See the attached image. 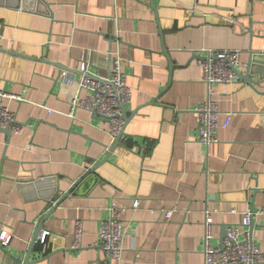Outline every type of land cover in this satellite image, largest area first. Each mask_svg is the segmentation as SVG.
<instances>
[{"label":"crops","instance_id":"1","mask_svg":"<svg viewBox=\"0 0 264 264\" xmlns=\"http://www.w3.org/2000/svg\"><path fill=\"white\" fill-rule=\"evenodd\" d=\"M226 49L240 51L237 70L253 81L216 88L218 141L206 146L197 61ZM109 51L131 89L112 151L105 120L68 115L80 64L107 76ZM0 90L23 126L0 131V234L10 235L0 264H201L206 211L217 246L224 227L264 207V0H0ZM79 180L39 226L49 198ZM111 201L126 208L118 261L98 236ZM245 229L264 254V214Z\"/></svg>","mask_w":264,"mask_h":264},{"label":"built area","instance_id":"2","mask_svg":"<svg viewBox=\"0 0 264 264\" xmlns=\"http://www.w3.org/2000/svg\"><path fill=\"white\" fill-rule=\"evenodd\" d=\"M109 73L107 76H99L88 70L86 63H81L78 70L80 77L74 93L68 98L70 106L68 115L71 117L77 109H85L92 116L106 121L107 132L113 144L124 130V119L121 115L120 103L128 104L131 98V89L126 82V74L123 71V60L116 51H109ZM240 62L238 49L207 51L206 55L198 59L197 63L202 69V81L206 85V97L197 107L195 112L198 117L199 141L208 146L218 141L219 108L217 87L231 84L238 80L234 68ZM64 72L63 76H67ZM82 92H85L82 94ZM5 97H13L0 90V128H7L11 133L19 134L23 126L18 122L13 111L3 104ZM228 123V117L225 125ZM51 204H55L52 201ZM137 206L134 201L132 207ZM108 214L101 222L99 231L100 247L105 256L112 261L121 259L122 254V215L126 208L118 206L111 201L107 207ZM235 213L236 209H231ZM173 209L165 211V217L169 219ZM264 214V207L256 210L244 211L238 226L226 227V236L217 246L210 244L212 236L213 219L211 214L205 212L204 220V244L203 260L201 264H264V254L253 242L250 232L245 229L251 225L253 215ZM49 232L42 231L36 234L33 241L43 243ZM83 224L82 220L74 222L73 241L71 248H80L82 245ZM10 241V235L5 231L0 234V245L6 246Z\"/></svg>","mask_w":264,"mask_h":264},{"label":"water","instance_id":"3","mask_svg":"<svg viewBox=\"0 0 264 264\" xmlns=\"http://www.w3.org/2000/svg\"><path fill=\"white\" fill-rule=\"evenodd\" d=\"M21 1V0H20ZM253 59V58H252ZM234 71H235V73L237 74V77L239 78V79H242V80H244V81H246V82H248V83H251L252 84V79L249 77V75H248V73H249V70H248V73H246L245 75H242L238 70H237V68H234ZM127 104L126 103H120V108H121V115H122V118L124 119V123H126V121L128 120V117H127V115H126V113H125V110H124V107L126 106ZM137 110H132V111H130V113L131 114H134L135 112H136ZM0 131H4V132H6L8 135L11 133L7 128H4V129H1L0 128ZM123 135V132L118 136V138L116 139V141L111 145V147H110V151H112V149L117 145V143L119 142V140H120V138H121V136ZM96 168V167H95ZM94 170L92 169V170H89V171H87V173L85 174V176H87V175H89V174H91L92 172H93ZM83 179V178H82ZM81 179V180H82ZM81 180H79V181H76L75 182V184L71 187V189L69 190V191H67L64 195H63V197H61L60 198V196H59V194L58 195H55V197H53V198H49V208H48V211H47V213L43 216V218L41 219V221H40V223H39V226H41L42 224H43V222L47 219V218H49V216L52 214V212L54 211V209L62 202V200L66 197V196H68V195H70L72 192H73V190L75 189V187L79 184V182L81 181ZM52 201H55V204H51V202ZM224 236H226V227H224ZM34 242V241H33ZM30 263V261H29V259H26L25 260V262H24V264H29Z\"/></svg>","mask_w":264,"mask_h":264}]
</instances>
